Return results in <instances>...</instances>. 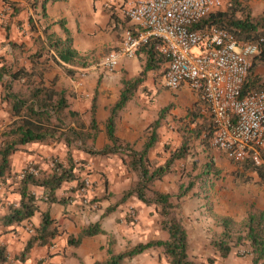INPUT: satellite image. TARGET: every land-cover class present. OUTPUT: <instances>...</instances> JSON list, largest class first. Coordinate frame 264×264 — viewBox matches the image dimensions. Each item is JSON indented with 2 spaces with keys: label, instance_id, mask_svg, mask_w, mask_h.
<instances>
[{
  "label": "crops",
  "instance_id": "crops-1",
  "mask_svg": "<svg viewBox=\"0 0 264 264\" xmlns=\"http://www.w3.org/2000/svg\"><path fill=\"white\" fill-rule=\"evenodd\" d=\"M9 1L15 2L20 11L12 15V8L0 2V68L12 58L11 65L26 68L29 79L34 80V83L65 91L72 108L80 113L88 111L95 97L99 132L94 145L99 151L110 143L103 123L108 116V108L119 98L121 80L138 76L147 59L146 53L140 48L133 57H121L114 69L109 70L101 64L102 58L109 51L120 46L124 31L136 28L123 12L126 0ZM31 19L35 23L33 29ZM50 36L63 40L69 37L72 47L80 55H86L89 64L83 67L56 60L54 50L48 46ZM15 41L21 45V51L13 57L10 42ZM167 67L168 61H159V56L151 62L144 81L133 91L131 99L116 120V136L124 142L134 143L139 150L149 135V125L158 119L164 107H168L161 115L160 139L151 156L156 157L165 142L178 145L183 136L182 128L187 125L194 138L193 144L199 145L196 151H211L213 156H208V163L212 161L217 164L218 149L212 144V117L200 91L193 89L188 83H183L176 89L167 87L164 79ZM259 71L261 73L260 69ZM8 77L6 73L1 75L0 96L4 91L3 82ZM12 120L10 108L0 101V131L9 127ZM65 149V144L57 140L49 144L27 143L22 149L12 153L11 173L18 174L28 163H33L39 169L49 170L52 158L63 159ZM76 152L75 156L88 161L87 177L92 182L89 203L82 202V197L75 188L77 180L65 182L56 191V201H46L43 188L32 187L37 198L34 215L18 224L0 226V240L12 264H96L104 262L110 255L107 251L110 240L113 241L111 248L116 254L137 242L168 237L159 224L154 205L145 204L136 196L122 200L124 190L137 179V175L127 170L120 156ZM243 163H246V168H252L248 166L252 162ZM255 179L260 180L258 177ZM178 184L179 177L173 175L153 183L155 189L169 192L176 191ZM243 187L242 185L238 199L235 190L237 187L230 185L235 191L230 190L228 199L242 204L234 209L237 214L227 208L221 209V205L217 203L215 211L239 219L250 205L264 210V185L249 186L247 189ZM217 188L218 186L216 190ZM249 188L253 190L247 193ZM19 199L13 187L0 186V215L7 212L9 203L17 204ZM132 211L136 214V221H132ZM43 212H48L54 219L58 233L48 242L35 241L25 251L34 229L40 225ZM178 212L187 228L189 254L196 262L246 264L235 252L223 260L217 256L209 241L220 229L207 214L202 200L193 192L184 197ZM93 223H99L104 232L85 237L78 246L68 244L69 236H77L82 228ZM29 226L33 231L29 230ZM195 256L198 258L195 259ZM208 258L214 260L209 262ZM122 264H168V261L158 249L150 248L126 258Z\"/></svg>",
  "mask_w": 264,
  "mask_h": 264
},
{
  "label": "trees",
  "instance_id": "trees-1",
  "mask_svg": "<svg viewBox=\"0 0 264 264\" xmlns=\"http://www.w3.org/2000/svg\"><path fill=\"white\" fill-rule=\"evenodd\" d=\"M0 2L12 8V15L20 11V7L15 2L9 0H0ZM44 15V7H42V16ZM30 24L33 29L35 23L32 19ZM212 26L227 31L240 42L258 43V52L252 57L242 86V94L264 90V78L262 72H258L259 69L264 70V40L260 41L264 38V12L253 15L243 0H223L221 8L210 12L190 26V29L202 30ZM49 38L48 46L54 50L56 60L83 67L89 64L86 60L87 56L80 55L72 47L69 37L64 40L56 36ZM10 43L14 57L18 51H21V45L16 41ZM159 44V40L153 38L142 46L147 59L141 73L136 77L121 80L122 88L119 98L108 108V116L103 123L110 143L99 151L93 147L99 132L95 97L88 111L80 113L72 108L65 91L34 83V80L30 81L28 70L11 65L12 58L2 65L0 78L4 73L9 77L3 82L4 91L0 96V101L10 108L13 120L9 127L0 131V186L13 187L20 199L17 204H8L7 212L0 215V226L18 224L34 215L37 210V198L32 192V187L43 188L46 201H56V191L65 182L77 180L75 188L80 187V178L87 170L86 159L76 160L71 154L72 150L83 148L93 155L120 154L127 170L137 175V179L124 190L122 200L136 196L145 204L154 205L159 215L160 226L167 232L168 237L137 242L125 251L116 254L113 253V248H111L113 241L110 240L107 250L110 255L104 262L96 264H122L126 258H131L150 248L160 249L167 258L168 264H201L194 261L188 253L187 229L178 209L184 197L195 190L198 181L210 180L208 187L212 189L214 183L211 179L214 180L215 175L218 176L219 169L216 167L213 169L212 161L202 164L196 155L194 156V138L190 135L191 131L187 125L182 128L183 136L178 145L171 144V142L165 143L162 151L157 152L156 157L151 156L160 139L161 115L168 107H164L158 119L149 125V135L139 150L135 148L134 143L124 142L115 134L116 120L131 99L133 91L144 81L147 71L151 68V62L156 56H159V61H167L157 49ZM54 140L65 144L67 155L64 159L52 158L51 162L54 164L49 170L39 169L37 175L28 173L19 180L14 179L17 173H11L12 153L30 142L49 144ZM190 157H192L190 165L180 167L178 161L182 159L186 161ZM248 166H252V169L264 180V164L248 163ZM180 173L186 177L183 181L182 176L180 177L176 191H160L153 187L155 180ZM196 193L206 201V206L211 209L216 226L220 228L211 241L220 257L226 258L234 247L244 246L251 255V264H262L264 262V210L251 206L244 217L236 221L230 216L213 211L210 189L202 187ZM102 232L104 231L99 223L89 224L82 228L77 236H69L67 242L70 246H78L85 237ZM57 233L54 219L48 212L41 213L40 225L34 229L25 251L35 241L48 242ZM6 258L4 247H2L0 248V261Z\"/></svg>",
  "mask_w": 264,
  "mask_h": 264
},
{
  "label": "built area",
  "instance_id": "built-area-1",
  "mask_svg": "<svg viewBox=\"0 0 264 264\" xmlns=\"http://www.w3.org/2000/svg\"><path fill=\"white\" fill-rule=\"evenodd\" d=\"M222 6L223 0H126L123 12L136 28L124 31L120 46L109 51L101 64L114 69L121 57H133L151 39H158L159 52L168 61L164 74L166 86L176 89L188 83L200 91L212 117V144L228 159L261 165L264 164V90L242 94L258 43L240 42L215 26L190 29ZM38 171V167L28 163L17 178L28 173L37 175ZM91 183L89 177H83L77 189L84 204L90 201ZM29 230L33 231L31 226ZM0 264L11 263L7 257Z\"/></svg>",
  "mask_w": 264,
  "mask_h": 264
},
{
  "label": "rangeland",
  "instance_id": "rangeland-1",
  "mask_svg": "<svg viewBox=\"0 0 264 264\" xmlns=\"http://www.w3.org/2000/svg\"><path fill=\"white\" fill-rule=\"evenodd\" d=\"M245 4H247L250 8V11L253 15H258V14H261L264 12V6H263V3H264V0H243ZM249 1H251V4L249 3ZM262 72V76L264 75V70H261ZM27 80V79H26ZM30 80V79H29ZM31 81V80H30ZM165 143H169V142H165ZM164 143V144H165ZM172 144H175L174 142H172ZM176 145V144H175ZM194 156L196 155V158L198 159V161L202 164H205V163H208V156L212 155L213 154L211 153V151H209L208 153L204 152V151H196V147L199 145H194ZM88 147V146H87ZM94 149H96L95 145H93ZM98 150V149H96ZM77 150L74 149L71 151V154L75 157L76 160H82L83 158H80V157H77L75 155H77L78 152H76ZM79 152H85V150H83V148H81L80 150H78ZM217 154H218V157H217V164H214L212 165L213 169L218 168L219 169V174L218 176L215 175V178L214 180L211 179L212 183H216V185H214L211 189V187L209 186L208 187V184L210 183V180H205L204 182L203 181H198L195 186V190H192L191 193L193 191H195L194 195H196L197 197H199L202 202L204 203L205 207H206V211H207V214H209L211 216V218L214 220V218L212 217L211 215V209H208V207L206 206V201L200 196L198 195L196 192H199L200 189L203 187L204 189H210L211 190V199H212V202H213V211H215V204L217 203V205H221V209L223 208H227L229 210H232V212L234 214H237L238 212L235 211L234 212V209H236L238 206L242 205L240 203H235L234 201H232V199H228L229 197V194H230V190L232 192H234L235 190H237V198L239 199L240 198V195H241V186L243 185V189H247V187L249 186H252V187H257L258 185L261 186V185H264V180L261 179V177L258 175V173H256L252 168H246V163H243V162H236V161H233L231 159H228L227 157H225L223 154H221L218 150H217ZM67 155V148L65 149V155L63 156V159L66 157ZM90 155H93V154H90ZM100 155V154H98ZM118 156H120L122 158V156L120 154H116ZM193 156V158H195ZM195 158V159H196ZM191 160H192V157H190V159L188 160H180L178 161L180 167L181 166H189L190 163H191ZM87 159H86V164H87ZM85 164V165H86ZM37 167V166H36ZM252 167V166H251ZM39 169V168H38ZM212 169V171H213ZM132 173V172H130ZM183 174V173H182ZM181 173L178 174V176L176 175H173V177H180L182 176V181L184 180V178L186 176H183ZM136 175V174H135ZM256 175V176H255ZM258 175V176H257ZM83 177H87V170H86V173H84L82 175V177L80 178V181L82 180ZM255 177H258L260 180H256ZM208 178V177H206ZM14 179L16 180H19V178H17V176L14 177ZM181 180V179H180ZM135 181V180H134ZM217 181V182H216ZM202 182V184H201ZM199 184H201V186H199ZM231 184H234L237 189H231L230 188V185ZM218 186L217 190H216V187ZM154 187V185H153ZM155 188V187H154ZM227 190V191H226ZM253 189L252 188H249V191L247 193H250V191H252ZM229 192V193H228ZM258 194V193H257ZM243 195H245V193H243ZM254 196H257L254 194ZM215 199H217V202H215ZM238 202H243V201H238ZM254 205H250V207ZM248 210V209H247ZM246 210V211H247ZM134 211V210H133ZM246 211L245 213L242 215L241 218L239 219H235L234 217H232L233 219H235L236 221H240L244 215L246 214ZM216 212V211H215ZM218 213V212H216ZM220 214V213H218ZM223 215V214H221ZM159 216V215H158ZM228 216V215H226ZM231 217V216H230ZM132 221H136L137 220V217H136V214L134 213L132 215ZM160 220V219H159ZM215 222V220H214ZM184 223V221H183ZM160 224V222H159ZM185 225V224H184ZM186 227V226H185ZM219 228V227H218ZM187 229V228H186ZM220 229V228H219ZM218 234V232H216L214 235H212V237L210 238V246L215 250V252L217 253V256L220 257V255L218 254L217 250L212 246L211 244V241L212 239ZM157 250V249H156ZM158 251L161 252V254H163V252L158 249ZM233 252H235V254L239 257H241L243 259V261L246 262V264H251V255L250 253L247 251V248H245L244 246H238V247H234L233 250L231 251L230 254H232ZM188 253H189V248H188ZM229 254V255H230ZM164 255V254H163ZM190 255V254H189ZM228 255V256H229ZM165 256V255H164ZM227 256V257H228ZM190 257L192 258V256L190 255ZM226 257V258H227ZM198 258L197 256H195V259ZM193 259V258H192ZM213 258H208V261L209 262H212ZM220 259H224V258H221ZM194 260V259H193ZM195 261V260H194ZM264 264V262L262 263Z\"/></svg>",
  "mask_w": 264,
  "mask_h": 264
}]
</instances>
